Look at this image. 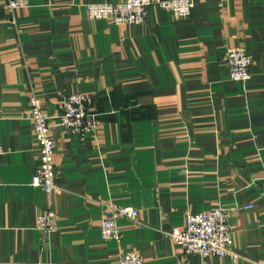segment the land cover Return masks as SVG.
<instances>
[{"label":"crops","instance_id":"crops-1","mask_svg":"<svg viewBox=\"0 0 264 264\" xmlns=\"http://www.w3.org/2000/svg\"><path fill=\"white\" fill-rule=\"evenodd\" d=\"M121 0H29L12 23L0 0V264H264V0H193L175 19L151 6L145 22L94 20L87 4ZM231 48L253 57L234 81ZM94 96L96 134L52 128L57 183L49 198L32 185L39 165L32 93L53 123L64 96ZM109 202L133 206L120 241H104ZM217 206L236 226L230 256H185L169 231L189 212ZM58 228L42 248L38 213Z\"/></svg>","mask_w":264,"mask_h":264},{"label":"built area","instance_id":"built-area-1","mask_svg":"<svg viewBox=\"0 0 264 264\" xmlns=\"http://www.w3.org/2000/svg\"><path fill=\"white\" fill-rule=\"evenodd\" d=\"M28 3L29 0H6V8L11 15L12 23H16L17 11L26 7ZM154 5L170 10L175 19H181L191 13L195 4L193 0H121L116 4H87L86 8L91 19L109 20L118 25L131 26L145 22L149 8ZM225 63L230 69L232 80L240 82L250 80L253 57L245 49L228 50ZM94 100L92 94L84 92L64 96L61 100V112L51 123L40 97L32 93L29 98L30 118L39 152V165L31 183L35 187L43 188L49 198H55L63 191L56 181L58 176L55 164L56 144L52 137V128L57 127L66 133L82 136L88 133L96 134L99 121L94 111ZM3 152V145L0 142V154ZM139 217L140 211L137 208L109 202L100 219L102 239L120 241L122 230L119 220L126 218L136 222ZM229 218V210L223 206L199 213L189 212L185 223L172 228L169 236L185 256L196 254L203 259L230 256L236 261L238 258L234 252L236 226ZM35 228L42 234L44 248L51 234L58 228V214L53 207L38 213ZM37 264L51 263L40 260ZM119 264H144V258L137 250H127L121 255Z\"/></svg>","mask_w":264,"mask_h":264}]
</instances>
